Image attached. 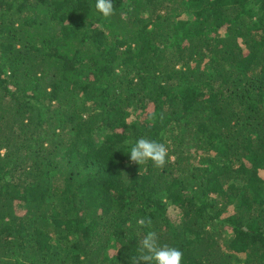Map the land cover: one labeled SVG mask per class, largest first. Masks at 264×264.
<instances>
[{
  "label": "trees",
  "instance_id": "obj_1",
  "mask_svg": "<svg viewBox=\"0 0 264 264\" xmlns=\"http://www.w3.org/2000/svg\"><path fill=\"white\" fill-rule=\"evenodd\" d=\"M113 3L0 0V264H264V0Z\"/></svg>",
  "mask_w": 264,
  "mask_h": 264
},
{
  "label": "clouds",
  "instance_id": "obj_2",
  "mask_svg": "<svg viewBox=\"0 0 264 264\" xmlns=\"http://www.w3.org/2000/svg\"><path fill=\"white\" fill-rule=\"evenodd\" d=\"M95 8L104 17H109L114 13L113 0H95ZM3 152L0 151V155ZM130 162L139 165L148 161L153 162L156 166H164L170 159L168 148L164 143L140 138L135 141L128 149ZM140 225H145V220L138 221ZM151 220L147 221L151 225ZM138 259L145 264H183V252L176 247L162 245L158 240L155 231L148 232L140 241L138 250ZM133 264H136L134 259Z\"/></svg>",
  "mask_w": 264,
  "mask_h": 264
}]
</instances>
